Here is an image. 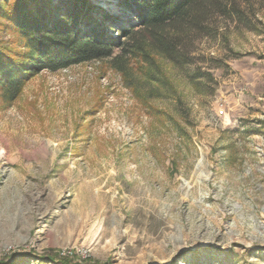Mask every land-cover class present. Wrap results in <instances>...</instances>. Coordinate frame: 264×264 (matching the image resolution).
Returning a JSON list of instances; mask_svg holds the SVG:
<instances>
[{
  "label": "rangeland",
  "instance_id": "obj_1",
  "mask_svg": "<svg viewBox=\"0 0 264 264\" xmlns=\"http://www.w3.org/2000/svg\"><path fill=\"white\" fill-rule=\"evenodd\" d=\"M88 1L107 39L139 31L130 0ZM237 2L180 40L183 63L0 89V264H264V0Z\"/></svg>",
  "mask_w": 264,
  "mask_h": 264
},
{
  "label": "trees",
  "instance_id": "obj_2",
  "mask_svg": "<svg viewBox=\"0 0 264 264\" xmlns=\"http://www.w3.org/2000/svg\"><path fill=\"white\" fill-rule=\"evenodd\" d=\"M1 1L0 19L6 23L0 28L14 35L10 44L0 43V89L10 98L17 97L29 79L43 70L57 72L108 58H113V68L121 73H126L121 66L124 60V67L138 59L148 65L156 59L183 63L180 40L202 29L201 20L208 11L226 17L242 15L237 0H130L129 6H119L136 10L140 32L126 34L129 40L122 45L106 38L93 14L108 22L114 18L88 0ZM84 16L89 21L80 27ZM117 50L121 53L116 56Z\"/></svg>",
  "mask_w": 264,
  "mask_h": 264
},
{
  "label": "bare ground",
  "instance_id": "obj_3",
  "mask_svg": "<svg viewBox=\"0 0 264 264\" xmlns=\"http://www.w3.org/2000/svg\"><path fill=\"white\" fill-rule=\"evenodd\" d=\"M106 8H108V6H106ZM112 9H114V8H112Z\"/></svg>",
  "mask_w": 264,
  "mask_h": 264
}]
</instances>
